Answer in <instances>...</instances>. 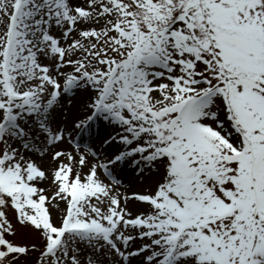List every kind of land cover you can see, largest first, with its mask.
Masks as SVG:
<instances>
[{"label": "snow or ice", "instance_id": "obj_1", "mask_svg": "<svg viewBox=\"0 0 264 264\" xmlns=\"http://www.w3.org/2000/svg\"><path fill=\"white\" fill-rule=\"evenodd\" d=\"M0 264H264V0H0Z\"/></svg>", "mask_w": 264, "mask_h": 264}]
</instances>
